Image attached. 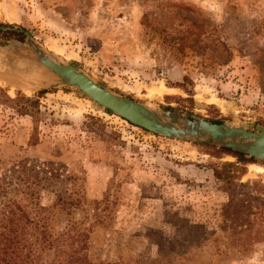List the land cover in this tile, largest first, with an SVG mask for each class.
I'll return each mask as SVG.
<instances>
[{"label": "rangeland", "instance_id": "rangeland-1", "mask_svg": "<svg viewBox=\"0 0 264 264\" xmlns=\"http://www.w3.org/2000/svg\"><path fill=\"white\" fill-rule=\"evenodd\" d=\"M1 26L22 32L0 40L28 32L150 107L264 129V0H0ZM15 51L0 49V163L47 167L72 190L77 205L49 215L54 233L88 234L91 264H264L263 161L224 167L237 158L135 126ZM102 200L106 227L93 216Z\"/></svg>", "mask_w": 264, "mask_h": 264}, {"label": "trees", "instance_id": "trees-1", "mask_svg": "<svg viewBox=\"0 0 264 264\" xmlns=\"http://www.w3.org/2000/svg\"><path fill=\"white\" fill-rule=\"evenodd\" d=\"M45 90L39 93H44ZM112 113L110 110L105 109ZM219 151L232 154L237 158L236 163H225L224 167L241 171L249 162H258L247 155L232 151L227 148H219ZM242 172V171H241ZM243 173V172H242ZM216 178H225L215 171ZM58 174H52L47 167L32 166L27 163L14 164L10 167L0 163V264H91L85 253L88 234L74 228L54 233L50 228V214L55 211L69 212L74 205L70 196H65L70 189L57 190ZM57 190L53 203L42 206L36 202L41 189ZM22 194L24 199H30L28 205H24L17 199V194ZM71 192H69L70 194ZM93 216L95 221L103 227L106 216L101 211L105 201H95ZM30 206V209H27ZM66 247L70 249L66 252ZM50 252L52 258L49 260Z\"/></svg>", "mask_w": 264, "mask_h": 264}, {"label": "water", "instance_id": "water-1", "mask_svg": "<svg viewBox=\"0 0 264 264\" xmlns=\"http://www.w3.org/2000/svg\"><path fill=\"white\" fill-rule=\"evenodd\" d=\"M2 29L22 32L8 26H1L0 30ZM24 33L26 39L23 42L15 39L0 40V49L16 52L15 47L18 45L30 50L33 53L30 59L49 71V75L55 78V85L84 93L103 108L150 133L170 139L227 148L264 162V129L256 126L255 130L251 131L246 122L235 126L230 121L214 123L198 116L187 117L171 110L153 108L117 94L100 86L73 64L53 56L39 45L30 33Z\"/></svg>", "mask_w": 264, "mask_h": 264}, {"label": "bare ground", "instance_id": "bare-ground-1", "mask_svg": "<svg viewBox=\"0 0 264 264\" xmlns=\"http://www.w3.org/2000/svg\"><path fill=\"white\" fill-rule=\"evenodd\" d=\"M38 66H40V67H42L43 69H45L48 73H49V71L44 67V66H42V65H38ZM31 71V70H30ZM42 72V71H41ZM43 73H46V72H43ZM50 74V73H49ZM47 75V74H46ZM38 76H41V75H38ZM34 76H32V78H33ZM160 89V88H159ZM159 91V92H158ZM160 91L161 90H157L156 92L157 93H160ZM152 93V92H151ZM211 101H216V103H218L222 108H224V105H223V103L222 102H219V100H217V99H212ZM218 101V102H217Z\"/></svg>", "mask_w": 264, "mask_h": 264}]
</instances>
